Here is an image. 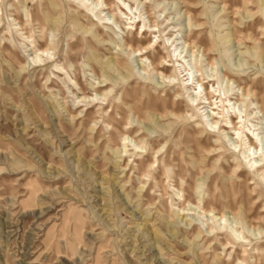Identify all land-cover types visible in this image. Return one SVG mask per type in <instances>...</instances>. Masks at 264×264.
<instances>
[{
	"label": "rangeland",
	"instance_id": "rangeland-1",
	"mask_svg": "<svg viewBox=\"0 0 264 264\" xmlns=\"http://www.w3.org/2000/svg\"><path fill=\"white\" fill-rule=\"evenodd\" d=\"M98 1L86 9L73 0H0V264H264L262 233L243 230L251 242L244 253L233 248L242 263L216 242L221 234L202 238L212 221L193 208L213 198L229 222L233 201L264 230L263 170L248 162L251 150L247 159L238 151L230 129L208 153L218 135L176 72L196 70L207 90L213 83L212 102L240 86L264 106V0H125L133 12ZM129 38L135 54L122 45ZM140 60L179 78L167 82ZM73 82L88 98L110 89L107 100L80 101ZM250 97L235 112L253 101L252 128L262 117ZM124 131L145 148L136 152L128 139L123 155ZM260 136L263 144L253 141L262 152ZM196 137L207 144L193 148ZM162 145L154 163L151 146Z\"/></svg>",
	"mask_w": 264,
	"mask_h": 264
},
{
	"label": "bare ground",
	"instance_id": "bare-ground-1",
	"mask_svg": "<svg viewBox=\"0 0 264 264\" xmlns=\"http://www.w3.org/2000/svg\"><path fill=\"white\" fill-rule=\"evenodd\" d=\"M74 2L80 4L83 8H88L89 5L87 4V2L91 1V4H95V5H100V2L98 0H73ZM119 2L122 4V6H124L129 12H131L133 10L131 4H127L125 0H119ZM101 4H103L104 8H108L110 9V6L108 3L104 1L101 2ZM119 5V8L121 10L124 11V14H127V12H125V9ZM133 12V11H132ZM135 14V13H134ZM148 18V29H150V31H152V33H155V24L151 21V18L149 17V15H147ZM131 19V18H129ZM133 22H129V24H132ZM194 25L199 26L198 24L194 23ZM52 26V25H51ZM19 29H24L23 25L20 24V28ZM147 31V29L143 30V33ZM159 31V29L157 30ZM98 32L97 30H95V33ZM168 41L170 39V37L167 38ZM246 40V39H245ZM123 42V46H125V48L127 50L132 51L133 54H135L138 49L134 48L132 45V39L129 38L128 40H122ZM184 45H186L189 49V52L191 54L194 53V50H192V47L190 46V44H188L187 42H183ZM174 44V41L171 42L170 46ZM197 46V45H195ZM150 47V44H146V46H143L144 49ZM198 49H200L201 51H203V49H201V47H197ZM46 48H38L37 51H39L40 53H43L44 51H46ZM177 50V47L174 48V51ZM137 56H139L140 54H136ZM181 55L179 54L178 57L176 56L175 61L176 62H180L181 60L179 59ZM185 57V56H184ZM141 58H146L144 56H142ZM140 63L142 64V67H147V70H152L153 72H156V74L161 75L162 79H166L167 82H174L176 80V78L178 79L179 77L177 76H172V74L166 75L163 73V71L158 70L156 66H160V63H158L157 65H154V63L152 61L149 62V64L147 66L144 65V62L142 60H140ZM209 64V62H207ZM114 65H116L117 67H119V63L117 60L114 61ZM162 69H167V67L165 65H161L160 66ZM92 72H94L93 70H91ZM176 72H178V76L183 73V77H185L184 79H182L183 81L181 82L180 86L182 87L183 91H188L189 89H193V91L190 92V96H191V100H190V104L191 106H194L195 109H204V111H206V115L210 116V119L208 121L209 124V132L215 136V134L218 135V138H214V140L211 143V148L208 149V153L210 154L211 152L216 151L217 149H219V145L222 144V139L224 138L222 133L224 132V130L226 129H230L233 131V133L236 135L234 138L235 140V144H239L240 147L238 148V151H242L243 152V157L245 159L248 158L249 155V150H251V154L253 155V157H250L248 159V162L251 164V166H254V168L256 169V171L258 170H263V177L262 180H264V147L261 145L262 147V152L258 151L256 149V144L253 141V137L254 140L260 141L262 143V136H260V134H264V106L260 104V99L258 97V94L256 92L253 91V89L251 87H240L239 86V90H241L240 94H236L234 98H232L231 96L234 95L235 93L230 94V96H227L226 92H223V94L225 95V97L223 98L221 95V92L219 91L218 94V101L216 102H212L211 99L213 98V96H210L211 94H213V89L214 85L213 83L210 86V90H207L204 85L203 82L201 81V79L198 77V75L196 74V70L193 72L195 73H189V71L186 70V68H184L181 72V70L179 71V69H176ZM224 75V74H223ZM103 76V75H102ZM195 76V78H194ZM226 75H224L223 77H225ZM227 78V77H225ZM98 82L96 84V86L98 87H103L105 86V82H106V78H104L103 80H100L99 77L97 78ZM217 80V84L219 87V81L218 78ZM229 81H232L231 77L228 79ZM209 81H214V79H211ZM71 84V83H70ZM74 86L78 88V90L81 93V96L83 97V100L80 101H87V103H91L94 102L96 104H100L102 105V102L107 100V95L110 92V89L106 90V93L102 94V93H97V89H94L95 92V96L94 97H90L88 98L86 96V94L82 91L81 87L79 86V84L77 82H73ZM95 84L93 86V88L95 87ZM178 83H175L173 85H177ZM179 85V84H178ZM194 85V86H193ZM212 89V90H211ZM217 90V89H216ZM250 96H254V100L256 102V104L258 105L257 109H259V113H261L262 118H259V116H253V119H256L258 122H256L255 125H253V127H249L248 122H253L252 120L249 119V117L252 116L253 112L251 110H249L248 105L252 104V102H246V106L245 109L242 111L238 108V114L237 112H235V106L236 105H241L243 104L244 100L246 98H248V100L251 98ZM190 98V97H189ZM87 99V100H86ZM232 99H234V102H232ZM217 103H220V105H218ZM172 105V104H171ZM229 106H231V110H229ZM171 108V113L173 115H175V113L173 112L172 106H170ZM226 110V113H225ZM236 113L235 114V119H237V121H233L231 113ZM240 112V113H239ZM241 112H244V114H241ZM225 121L224 124H222V122ZM261 130H263L262 132H260ZM249 135H251L252 137H249ZM123 136V142H122V149H120L121 153H124L123 155L126 154L127 152V146H128V142H126L128 139H130L132 146L134 148V150L139 153L138 149H144L145 148V144L142 140L139 139H134L132 137H129L130 135H128V131H124V133L122 134ZM160 139L164 140L165 142H167V138L166 136L160 135ZM202 142L207 144V140L201 139L199 137H196L194 139V145L193 148H197L199 144H201ZM263 144V143H262ZM164 145H162L161 147H153L151 146V149L153 151L154 154V163L158 161V159L162 156L161 154V149L163 148ZM237 146V145H236ZM235 146V147H236ZM260 147V146H259ZM235 150H233L232 152H234ZM257 156H254L256 155ZM148 156V153H146V157ZM153 162H150V164H154ZM237 168L233 169V172L236 176H238L240 173H238V166L239 163L236 162V164L234 165ZM143 162L139 161L138 167L136 168L137 171L139 173H142L143 169ZM198 173L200 174L201 172H199L198 169ZM198 187H200V185L198 184ZM202 197V196H201ZM215 199L213 198L211 200L210 204L204 203L203 201H199L194 205L193 209H198L197 212L199 215L201 216H209V219H211L212 221V226H206V230L204 235L206 236H202V238H208L211 237L212 239H216V237L221 234L222 235V239L218 241H216L217 243L220 244V246L225 249L226 251L231 249V252L233 254H235L237 256V259L240 260V263H242V261H244L243 258V253L244 251V247L246 245H249V243L251 241L248 240L247 235H245L243 233V230H246V232L250 233L252 230L253 231H257V234H264V230L258 228V227H254L251 223V221L249 220V218L246 215V211L245 209L238 208L237 210H235V207L233 205V201H231V203H229V205H227V207L230 209L229 213L232 216V221L229 222L228 218L226 217V212L219 210L216 206H215ZM187 203L189 204V201H187ZM182 210H184V208H180V212H182ZM183 214V213H182ZM234 218V219H233ZM235 218H238L240 221L237 222L235 220ZM237 225H241L238 226ZM242 227V231L240 230V228ZM240 230V231H239ZM202 232V231H201ZM199 232V233H201ZM198 233L197 236H200ZM254 235V234H251ZM210 239V238H209ZM234 245H238V247L241 248L242 250V254L239 255L237 253V249H233ZM244 248V249H243ZM229 264V263H226Z\"/></svg>",
	"mask_w": 264,
	"mask_h": 264
}]
</instances>
